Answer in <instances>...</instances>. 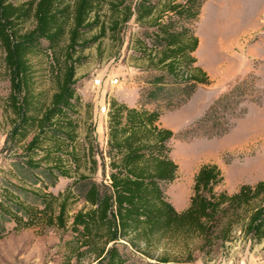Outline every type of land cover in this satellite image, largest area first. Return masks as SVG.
Here are the masks:
<instances>
[{
	"label": "trees",
	"instance_id": "1",
	"mask_svg": "<svg viewBox=\"0 0 264 264\" xmlns=\"http://www.w3.org/2000/svg\"><path fill=\"white\" fill-rule=\"evenodd\" d=\"M14 1L21 0H0V49L10 82L7 100L13 115L6 146L10 151L20 149L17 170L32 181L43 184V178H70L71 168L77 178L60 196L59 203L50 193L14 185H10L11 189L3 187L2 215L23 228L54 212L58 204L56 220L63 227L67 199L75 194L89 209L73 215L70 230L85 244L101 243L94 249L95 264H148L137 259L135 252L168 263L167 257L157 259L149 252L151 247L158 248L165 236L185 240L186 248H190L189 240L197 239V251L209 255L238 231L252 243H263L264 251V180L243 184L235 193L228 194L218 190L224 181L218 166L207 163L194 175L192 195L185 210L177 212L165 194L178 172L169 147L176 134L161 127L159 120L164 111L185 103L198 85L208 84L207 74L196 66L193 54L199 41L191 28L198 21L205 0H171L165 6L171 14L169 21L160 22L157 17L153 22L160 49L147 56L148 66L156 72L140 91L136 106L129 107L114 99L108 102V185L93 178L98 163L91 126L82 149L76 146V73L82 62L76 55L90 43L82 39L83 32L99 24L100 0H31L19 5ZM127 1H110L112 16L101 29L103 35L108 31L119 43L123 26L132 16L141 22L154 10L149 0H138L134 7ZM30 20L33 28L20 33L19 24ZM64 39L65 45L61 47ZM97 39L94 37L91 43ZM44 50L53 54L57 65L53 72L55 89L47 103L40 101L32 88L30 64V57ZM247 87L245 81L222 94L195 127L185 133L208 137L223 134L229 118L239 116L237 109L245 100ZM83 163L88 174L79 172ZM12 205L23 212L25 221L11 210ZM120 240H126L135 252L128 251ZM190 254L186 263L194 262Z\"/></svg>",
	"mask_w": 264,
	"mask_h": 264
},
{
	"label": "rangeland",
	"instance_id": "2",
	"mask_svg": "<svg viewBox=\"0 0 264 264\" xmlns=\"http://www.w3.org/2000/svg\"><path fill=\"white\" fill-rule=\"evenodd\" d=\"M28 1L31 0L14 1V4ZM110 1L100 0L97 5L99 24L83 32L82 39L90 43L76 55L82 58L76 73L79 98L75 117L78 124L76 146L82 149L91 126L98 163L93 178L104 185L109 183L106 157L108 102L114 99L129 107L136 106L140 91L146 88L151 74L156 72L148 66L147 57L150 52L160 49L153 22L157 17L160 22H167L171 17L165 9L171 0H149L154 6L152 15L141 22H136L132 16L123 26L119 43L110 37L108 31L105 35L101 32L112 16ZM137 1L128 0L127 3L134 7ZM33 25L32 20L20 23L18 30L25 33ZM191 28L199 41L193 54L196 66L207 74L208 84L198 85L185 103L164 111L159 120L161 127L176 134L169 147L178 172L175 180L167 185L165 194L173 207L179 201L184 204V210L192 195L194 175L203 164L218 166L224 179L218 190L228 194L235 193L243 184L253 185L264 180V0H205L198 21ZM94 37L98 39L91 43ZM64 45L65 39L61 47ZM2 57L0 49V195L3 187L11 189L10 185H14L50 193L59 199V203L60 196L77 178L74 169L71 168L70 178L58 177L54 181L43 178V184L32 181L17 170L20 149L10 151L6 146L13 115L8 106L10 82ZM30 64L32 88L39 100L47 103L55 89L53 72L57 65L54 56L44 50L31 56ZM245 81H248L247 94L238 106L239 116L229 118L223 134L208 137L185 133L204 116L216 99ZM240 111L243 112L240 114ZM79 172L88 174L84 163ZM57 205L54 212L38 217L23 228L17 227L12 219L0 212V264L96 263L94 249L101 243L85 244L70 230L73 215L81 210L87 211L89 206L75 194L70 195L63 216L64 226L61 227L56 220ZM11 210L23 217V221L27 219L17 206L12 205ZM119 243L135 252L126 240ZM184 243L183 239L165 236L157 244L158 248L149 249L157 259L167 257L168 263L148 259L138 252L135 255L148 264H264L263 243H252L238 231L229 242L215 248L209 255L197 251V239L188 241L190 248ZM187 249L192 252V263L185 262L187 254L191 253Z\"/></svg>",
	"mask_w": 264,
	"mask_h": 264
},
{
	"label": "crops",
	"instance_id": "3",
	"mask_svg": "<svg viewBox=\"0 0 264 264\" xmlns=\"http://www.w3.org/2000/svg\"><path fill=\"white\" fill-rule=\"evenodd\" d=\"M177 203H179V204H177ZM174 207H175V210H176L177 212H181L182 210H184V207H185V206H184L183 203L177 201L176 204L174 205Z\"/></svg>",
	"mask_w": 264,
	"mask_h": 264
}]
</instances>
